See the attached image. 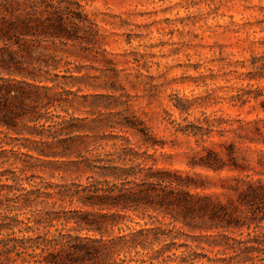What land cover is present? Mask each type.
<instances>
[{
  "label": "trees",
  "instance_id": "obj_1",
  "mask_svg": "<svg viewBox=\"0 0 264 264\" xmlns=\"http://www.w3.org/2000/svg\"><path fill=\"white\" fill-rule=\"evenodd\" d=\"M64 1L0 0V133H12L15 140L22 137L21 146L27 152L20 154L28 157H33L32 151L45 157H81L83 149L88 151L87 145L81 148L77 143L80 137L73 135L80 129L75 118L50 112L66 100L50 94L51 88L37 82L31 69L39 57L36 53L44 54L47 44L52 45L56 61L59 46L87 49V44L97 41L94 20L64 6ZM252 77L262 78L264 72ZM239 122L234 126L221 117L206 118V127L192 124L190 130L180 131H189L202 141L212 131L220 136L232 132L240 141H263L262 136H254L255 132L262 134L257 121ZM226 123L228 128L223 126ZM109 127L134 130L145 143L156 145L147 127L135 118L127 117ZM117 136L124 143H113L115 150L107 158L85 157L74 162L83 164L84 173H91L86 183L74 180L28 188L24 167L0 170V193L6 190L0 204L8 202L9 207L16 202L18 205L11 206L22 211L0 212V264L18 260L20 264H264V152L260 153L259 170L245 156L239 160V148L232 142L214 143L219 149L205 146L190 162L191 168L236 173L220 179L224 193L234 195L224 203L204 193L200 175L158 167L151 154L130 145L128 137ZM148 161H152L149 166ZM4 176L13 183H1ZM65 203L79 206L66 209ZM57 204L60 209L55 208ZM130 213L149 220L137 222L138 228L124 229ZM21 214L25 215L22 219ZM165 218L171 221L164 222ZM5 222L12 229L21 226L19 232L37 234L4 235ZM71 222L74 226L66 228ZM50 227H56V233L50 234ZM184 228L199 231L197 240L204 238L209 249L178 244L180 236H190ZM181 247L184 249L177 252Z\"/></svg>",
  "mask_w": 264,
  "mask_h": 264
},
{
  "label": "rangeland",
  "instance_id": "obj_2",
  "mask_svg": "<svg viewBox=\"0 0 264 264\" xmlns=\"http://www.w3.org/2000/svg\"><path fill=\"white\" fill-rule=\"evenodd\" d=\"M63 5L94 20L97 41L87 44V49L59 46L56 61L52 45L47 44L44 54L36 53L39 57L31 69L38 76L37 82L51 88L50 94L66 100L58 108L51 107L50 112L75 118L80 129L73 135L80 137L77 143L81 148L87 145L88 151L83 149L81 157H45L32 151L33 157H28L20 154L27 152L21 146L22 137L15 140L12 133H0V170L24 167L28 179L24 185L28 188L74 180L86 183L91 173H84L83 164L74 162L85 157L107 158L115 150L113 143H124L117 136L122 135L131 140L130 145L157 159L158 167L200 175L206 186L204 193L224 203L234 197L232 192L224 193L220 179L236 173L217 174L189 164L205 146L219 149L214 143L232 142L239 148L240 161L245 156L251 167L261 168L258 162L264 152V77L252 76L264 72V0H65ZM127 117L147 127L156 145L145 143L134 130L109 127ZM218 117L234 126L240 120L257 121L262 134L255 132L254 136H262L263 141H240L232 132L220 136L216 131L202 141L189 131H180L190 130L192 124L206 127V118ZM223 126L228 128L229 124ZM151 164L148 161V166ZM8 176L12 173L8 172ZM1 183L13 181L4 176ZM5 193L3 190L0 197ZM7 203L0 204V212H22L11 206L18 203L11 202L9 207ZM62 206L75 209L79 205ZM55 208L60 209V205ZM130 216L122 225L124 229L138 228L137 222L149 220L142 219L139 213ZM24 217L20 215V219ZM55 224L62 229L61 224ZM5 226L4 235L37 234L19 232L21 226L12 229L8 222ZM73 226L71 222L66 228ZM56 227L47 230L53 234ZM189 230L184 228L190 236H180L178 244L209 249L204 238L197 240L199 231ZM71 233L76 234L73 230ZM20 263L18 260L15 264Z\"/></svg>",
  "mask_w": 264,
  "mask_h": 264
}]
</instances>
